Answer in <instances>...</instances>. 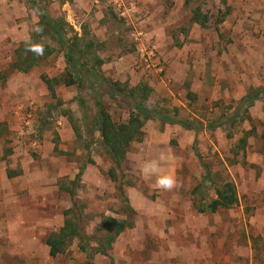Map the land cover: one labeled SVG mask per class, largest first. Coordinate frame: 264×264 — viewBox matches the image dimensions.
Segmentation results:
<instances>
[{"label":"rangeland","instance_id":"rangeland-1","mask_svg":"<svg viewBox=\"0 0 264 264\" xmlns=\"http://www.w3.org/2000/svg\"><path fill=\"white\" fill-rule=\"evenodd\" d=\"M197 9L207 26L194 21ZM43 14L65 19L70 36L89 32L104 61L90 69L111 85L153 91L143 141L131 146L116 181L93 119L96 102L116 124L145 116L128 99L106 96L100 81L63 84L64 57L49 37L35 47L52 49L44 61L14 70L17 49L36 41ZM262 89L264 0H0V264H264V95L254 97ZM244 98L256 100L247 108ZM240 108L249 119L231 122ZM155 111L196 130L163 124ZM211 123L222 126L210 130ZM168 179L170 188L161 184ZM226 183L238 204L199 213L195 200L209 201L212 185ZM74 189L95 250L106 218L132 223L109 257L89 261L77 240L50 256L48 236L74 221L66 215Z\"/></svg>","mask_w":264,"mask_h":264},{"label":"trees","instance_id":"trees-1","mask_svg":"<svg viewBox=\"0 0 264 264\" xmlns=\"http://www.w3.org/2000/svg\"><path fill=\"white\" fill-rule=\"evenodd\" d=\"M36 1V0H33ZM224 2L226 0H223ZM190 2V0H186ZM194 21L200 22L201 26H207L208 16L201 15V10L197 9L194 13ZM41 29L36 41L33 39L29 43L21 44L17 49V58L13 65V69L22 73H28L33 68L37 67L40 62L44 61L45 58L51 53L52 49L46 47L45 50L40 53L36 52V43H39V39L42 37H49L50 41H54L61 47V51L65 61V69L67 70L61 79L63 84L67 87L77 85L79 89H83V80L86 79L87 83L91 81H100L102 84V91L109 98H121L123 100L128 99L131 102V106L138 113L145 116V119L141 120L139 115L132 114L128 120V123L116 124L110 115L106 106L99 100L96 102L97 113L95 115L94 122L96 125L97 132L100 133V145L101 149L109 156L112 162L116 165L115 169H110L111 177L116 181L115 172L122 170V163L126 160L127 155L134 143L142 142L144 136L145 122L152 113L148 111L144 104L147 102L152 95L153 91H150L147 85H138L135 88L127 89L124 88L122 83H114L111 85L101 74L92 67L99 70L104 65V61L100 58L97 52L96 43L89 39V32L84 31L83 36L73 35L70 33L74 32V29L65 19H54L48 14H43L41 23ZM89 80V81H88ZM45 82L52 88L53 80L46 79ZM56 83H62L60 80H55ZM257 94H253L254 97H260L264 95V89L258 90ZM263 93V94H262ZM252 95V96H253ZM256 100V99H253ZM253 100L249 102L247 98L242 100V105H246L247 108L253 105ZM247 102V103H246ZM178 113V112H177ZM153 115L158 118L163 124H177L181 125L189 130H196L192 123L187 119H179V117L171 116L170 113L162 114L161 112L155 111ZM242 121L248 120L249 117L242 115L241 108L230 117L231 122H234L238 118ZM222 126L221 123H211L208 125L210 130H216ZM229 138L232 137L231 133H228ZM243 148L247 145V137L242 139ZM208 171V170H207ZM208 173V180H211V172ZM214 191V198L209 201L198 199L195 200L196 210L199 213L205 214L217 213L219 210H226L235 207L238 202V193L235 185L232 183H226L224 185H212ZM122 199L127 204L126 211L128 213L133 212V208L130 204L129 195L123 187L120 188ZM199 190L194 191V195L198 197ZM70 194L74 200L75 208L71 211H67L66 215H71L74 221L67 220L65 226L59 233H52L46 240V245L49 248V254L52 258L63 254L70 243L77 240L80 250L87 255L89 261H93L95 256L99 253L109 257L110 251L113 249V244L118 240L122 233L127 228L132 227V223L128 221H119L114 218H106L104 220V233L102 241H99V251L95 250L89 239V236L85 233L83 222L77 211L76 204V190H71Z\"/></svg>","mask_w":264,"mask_h":264},{"label":"clouds","instance_id":"clouds-1","mask_svg":"<svg viewBox=\"0 0 264 264\" xmlns=\"http://www.w3.org/2000/svg\"><path fill=\"white\" fill-rule=\"evenodd\" d=\"M172 183H173V181L170 179L161 181L162 186L169 187V188L172 186Z\"/></svg>","mask_w":264,"mask_h":264},{"label":"built area","instance_id":"built-area-1","mask_svg":"<svg viewBox=\"0 0 264 264\" xmlns=\"http://www.w3.org/2000/svg\"><path fill=\"white\" fill-rule=\"evenodd\" d=\"M119 7H121V4L119 5ZM120 10H121V8H120ZM123 15H125V14H123ZM154 56H155V53L154 52H151L150 59H152Z\"/></svg>","mask_w":264,"mask_h":264},{"label":"crops","instance_id":"crops-1","mask_svg":"<svg viewBox=\"0 0 264 264\" xmlns=\"http://www.w3.org/2000/svg\"><path fill=\"white\" fill-rule=\"evenodd\" d=\"M185 75H187V73H185Z\"/></svg>","mask_w":264,"mask_h":264}]
</instances>
